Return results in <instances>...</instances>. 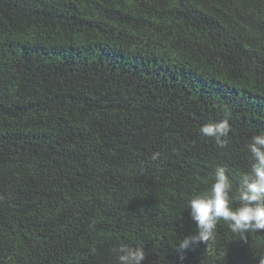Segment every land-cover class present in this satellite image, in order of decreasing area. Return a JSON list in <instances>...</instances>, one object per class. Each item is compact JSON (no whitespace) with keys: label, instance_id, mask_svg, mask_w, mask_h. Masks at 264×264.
<instances>
[{"label":"trees","instance_id":"obj_1","mask_svg":"<svg viewBox=\"0 0 264 264\" xmlns=\"http://www.w3.org/2000/svg\"><path fill=\"white\" fill-rule=\"evenodd\" d=\"M262 130L264 0H0V264H258L264 230L178 241Z\"/></svg>","mask_w":264,"mask_h":264},{"label":"clouds","instance_id":"obj_2","mask_svg":"<svg viewBox=\"0 0 264 264\" xmlns=\"http://www.w3.org/2000/svg\"><path fill=\"white\" fill-rule=\"evenodd\" d=\"M231 132L228 119L199 128L203 137L212 139L220 147L227 145ZM247 149L252 163L247 172L240 174L235 188L228 167L217 165L210 189L188 200L189 215L196 231L178 241L180 250L214 239L221 221L241 238L250 231L264 230V130L249 138ZM159 156L160 153L155 152L151 159ZM115 251L117 264H142L145 259L143 247L120 245ZM258 264H264V255L258 258Z\"/></svg>","mask_w":264,"mask_h":264}]
</instances>
